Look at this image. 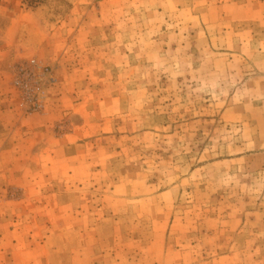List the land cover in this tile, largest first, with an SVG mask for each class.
Masks as SVG:
<instances>
[{
    "label": "rangeland",
    "instance_id": "obj_1",
    "mask_svg": "<svg viewBox=\"0 0 264 264\" xmlns=\"http://www.w3.org/2000/svg\"><path fill=\"white\" fill-rule=\"evenodd\" d=\"M0 264H264V0H0Z\"/></svg>",
    "mask_w": 264,
    "mask_h": 264
},
{
    "label": "crops",
    "instance_id": "obj_2",
    "mask_svg": "<svg viewBox=\"0 0 264 264\" xmlns=\"http://www.w3.org/2000/svg\"><path fill=\"white\" fill-rule=\"evenodd\" d=\"M46 117V116H45ZM49 117V116H48Z\"/></svg>",
    "mask_w": 264,
    "mask_h": 264
}]
</instances>
